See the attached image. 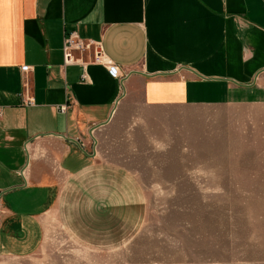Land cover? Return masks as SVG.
<instances>
[{
  "label": "crops",
  "instance_id": "0c3cea01",
  "mask_svg": "<svg viewBox=\"0 0 264 264\" xmlns=\"http://www.w3.org/2000/svg\"><path fill=\"white\" fill-rule=\"evenodd\" d=\"M70 31L89 46L65 62ZM263 70L264 0H0V264L38 249L119 103L231 102Z\"/></svg>",
  "mask_w": 264,
  "mask_h": 264
},
{
  "label": "rangeland",
  "instance_id": "374dc122",
  "mask_svg": "<svg viewBox=\"0 0 264 264\" xmlns=\"http://www.w3.org/2000/svg\"><path fill=\"white\" fill-rule=\"evenodd\" d=\"M247 87L220 104L119 103L20 264H264V70Z\"/></svg>",
  "mask_w": 264,
  "mask_h": 264
},
{
  "label": "built area",
  "instance_id": "2783aa9c",
  "mask_svg": "<svg viewBox=\"0 0 264 264\" xmlns=\"http://www.w3.org/2000/svg\"><path fill=\"white\" fill-rule=\"evenodd\" d=\"M89 46V43H86L78 38L74 31H70L65 34L63 38V50H64V59L65 62L71 60V51L72 50H79L83 51ZM95 61L102 62L108 69L111 75H118L117 68L111 64L110 60L107 57H96L94 58ZM23 76L25 73L30 70V66H23L21 67ZM25 84V83H24ZM22 102L24 104H31L33 102V98L31 96H25L22 98ZM64 107H60L59 110L62 111ZM4 214V209L0 205V217Z\"/></svg>",
  "mask_w": 264,
  "mask_h": 264
}]
</instances>
